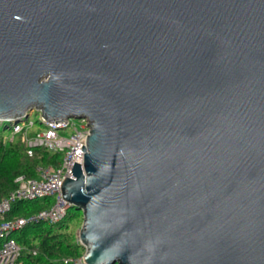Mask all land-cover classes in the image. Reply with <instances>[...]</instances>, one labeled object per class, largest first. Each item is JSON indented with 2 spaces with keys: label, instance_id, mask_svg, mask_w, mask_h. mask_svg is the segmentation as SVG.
Listing matches in <instances>:
<instances>
[{
  "label": "water",
  "instance_id": "water-1",
  "mask_svg": "<svg viewBox=\"0 0 264 264\" xmlns=\"http://www.w3.org/2000/svg\"><path fill=\"white\" fill-rule=\"evenodd\" d=\"M33 110L89 121L85 264H264V0H0V121Z\"/></svg>",
  "mask_w": 264,
  "mask_h": 264
},
{
  "label": "built area",
  "instance_id": "built-area-1",
  "mask_svg": "<svg viewBox=\"0 0 264 264\" xmlns=\"http://www.w3.org/2000/svg\"><path fill=\"white\" fill-rule=\"evenodd\" d=\"M26 120L27 118H22L20 122L10 121L11 132L17 134L33 125V122ZM80 120L82 124L75 127L74 132L69 137L61 136L58 131L69 127V118L56 122L43 120L42 123L45 128L42 131L34 135L24 133L22 141L29 156L33 154L36 147H43L51 152L64 154L57 167L52 165L39 166L37 167V175L33 177L25 174L18 175L15 178L16 187L0 199V213H5L10 210L11 204L15 200H29L54 195V201L49 207L28 215H19L0 221V264H19L18 256L21 247L11 235L12 232L22 228L28 222L45 220L48 223H56L65 215L70 202L62 196L61 183L66 176H71L70 172L75 162L82 163V146H85L89 133V121L86 118H80ZM64 261L85 264L82 257L65 258Z\"/></svg>",
  "mask_w": 264,
  "mask_h": 264
},
{
  "label": "trees",
  "instance_id": "trees-1",
  "mask_svg": "<svg viewBox=\"0 0 264 264\" xmlns=\"http://www.w3.org/2000/svg\"><path fill=\"white\" fill-rule=\"evenodd\" d=\"M26 121L28 122V119ZM29 128L14 134L11 132V123L6 125L5 121L0 122V197H5L16 187L15 178L18 175L36 176L37 167L48 165L57 167L61 160V152H51L43 147H36L33 154L29 156L21 137L24 133L34 135L40 132H31ZM9 130L13 138L5 144L3 132L6 133ZM41 199H49V196L13 201L9 211L0 213V221L19 215H28L52 204L48 205L49 200L44 202ZM75 214L77 215L68 211L67 208L65 215L56 223H48L45 220L28 222L22 228L12 232L11 235L21 247L18 256L19 264H75L64 261L65 258L81 257L85 250L78 238H75L69 230V221Z\"/></svg>",
  "mask_w": 264,
  "mask_h": 264
},
{
  "label": "rangeland",
  "instance_id": "rangeland-1",
  "mask_svg": "<svg viewBox=\"0 0 264 264\" xmlns=\"http://www.w3.org/2000/svg\"><path fill=\"white\" fill-rule=\"evenodd\" d=\"M27 119L29 122L30 121L33 122V125L29 128L30 129L29 131H31V132L32 131H41L45 128L44 124L40 122V114L38 112H36L34 110L31 111V113ZM5 124L10 125V122H5ZM81 124H82V122L79 118L69 117V127L65 128V129L58 130L59 134L61 136H64V137H69L74 132V128L79 127ZM9 133H10V130H9V132H6V133L3 132V142L5 144H7L9 142V140H12V138H13L12 137L13 135H11ZM22 138H23V136L21 137V139ZM63 154L64 153L61 152V156H63ZM2 198L3 197H0V199H2ZM41 200H44V199H41ZM46 200H49L48 205H50L54 201V195L49 196V199H46ZM46 200H44V202ZM68 211H72L73 213H77V215L76 214L73 215L69 221V224H70L69 230L72 233V235H75V238L76 237L78 238L77 233H78L79 227L82 223V211L80 209L74 207V206H69Z\"/></svg>",
  "mask_w": 264,
  "mask_h": 264
}]
</instances>
